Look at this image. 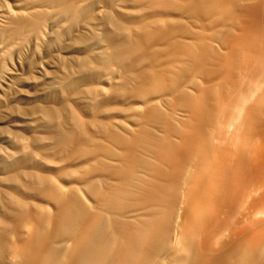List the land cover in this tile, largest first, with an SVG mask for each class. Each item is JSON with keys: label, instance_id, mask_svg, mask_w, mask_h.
<instances>
[{"label": "bare ground", "instance_id": "1", "mask_svg": "<svg viewBox=\"0 0 264 264\" xmlns=\"http://www.w3.org/2000/svg\"><path fill=\"white\" fill-rule=\"evenodd\" d=\"M0 264H264V0H0Z\"/></svg>", "mask_w": 264, "mask_h": 264}, {"label": "rangeland", "instance_id": "2", "mask_svg": "<svg viewBox=\"0 0 264 264\" xmlns=\"http://www.w3.org/2000/svg\"><path fill=\"white\" fill-rule=\"evenodd\" d=\"M25 72H27V69H25V70L23 71V74H24L23 77H24L25 75H26V76L28 75L27 73L25 74ZM26 76H25V77H26ZM23 90H26V88L23 89Z\"/></svg>", "mask_w": 264, "mask_h": 264}]
</instances>
